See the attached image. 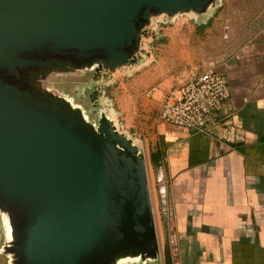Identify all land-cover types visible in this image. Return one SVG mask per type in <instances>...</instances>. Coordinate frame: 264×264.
<instances>
[{"label": "water", "instance_id": "water-1", "mask_svg": "<svg viewBox=\"0 0 264 264\" xmlns=\"http://www.w3.org/2000/svg\"><path fill=\"white\" fill-rule=\"evenodd\" d=\"M222 0H0V264H163L143 141L102 87Z\"/></svg>", "mask_w": 264, "mask_h": 264}, {"label": "crops", "instance_id": "crops-1", "mask_svg": "<svg viewBox=\"0 0 264 264\" xmlns=\"http://www.w3.org/2000/svg\"><path fill=\"white\" fill-rule=\"evenodd\" d=\"M213 19L219 46L236 44L234 57L215 68L230 95L213 136L152 125L164 147L163 233L172 264H264V0H222Z\"/></svg>", "mask_w": 264, "mask_h": 264}, {"label": "rangeland", "instance_id": "rangeland-1", "mask_svg": "<svg viewBox=\"0 0 264 264\" xmlns=\"http://www.w3.org/2000/svg\"><path fill=\"white\" fill-rule=\"evenodd\" d=\"M213 18L205 29H197L186 17L177 19L173 25L159 24V39L147 44L153 55L152 62L130 76L118 77L113 85L102 87L117 113L119 124L144 143L162 256L166 242L163 215L157 203L159 167L154 169L149 162L150 153L162 143L158 136H154L152 125L157 120L162 97L173 88L179 75L216 68L234 57L236 44L232 45L233 49L219 46L216 38L220 34L215 32ZM230 33L225 26L223 35L228 37Z\"/></svg>", "mask_w": 264, "mask_h": 264}, {"label": "built area", "instance_id": "built-area-1", "mask_svg": "<svg viewBox=\"0 0 264 264\" xmlns=\"http://www.w3.org/2000/svg\"><path fill=\"white\" fill-rule=\"evenodd\" d=\"M229 95L224 75L215 68L185 72L176 78L173 88L163 96L156 122L205 137L213 136L218 111ZM232 132L233 129L229 134ZM163 214L169 224L173 219L170 210H164Z\"/></svg>", "mask_w": 264, "mask_h": 264}, {"label": "trees", "instance_id": "trees-1", "mask_svg": "<svg viewBox=\"0 0 264 264\" xmlns=\"http://www.w3.org/2000/svg\"><path fill=\"white\" fill-rule=\"evenodd\" d=\"M209 25V24H208ZM207 26H196L197 29H205ZM164 147L157 146L149 155V162L154 169H157L163 164ZM163 264H172L170 251L168 245L165 243L163 250Z\"/></svg>", "mask_w": 264, "mask_h": 264}]
</instances>
